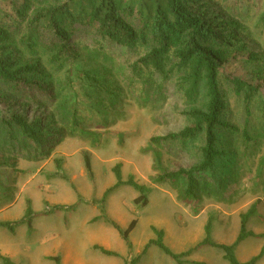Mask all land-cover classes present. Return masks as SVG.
Returning <instances> with one entry per match:
<instances>
[{
    "label": "rangeland",
    "instance_id": "rangeland-1",
    "mask_svg": "<svg viewBox=\"0 0 264 264\" xmlns=\"http://www.w3.org/2000/svg\"><path fill=\"white\" fill-rule=\"evenodd\" d=\"M258 7L239 30L249 49L260 55L251 67L254 72L264 70V28L254 26ZM84 39L80 46H91L92 38ZM110 54L116 65L88 60L80 65L87 72L100 70V87L79 81L72 63L68 70L55 72L53 85L45 91L33 85L15 93L0 82V107L40 125L45 136V143H38L22 137L17 128L0 126V223L23 219L29 203L37 214L31 230L26 224L15 231L0 227V264H8L4 259L13 264H56L54 257L63 264H179L156 246L145 251L156 239L153 228L164 231L172 252L187 254L206 238L209 224L213 242L234 245L243 216L252 211L246 228L253 236L236 247V256L248 263L262 253L258 264H264V138L251 147L244 143L239 132L246 118L244 103L231 93L227 114L238 130L223 132L219 145L225 155L217 160L215 177L195 173L197 197L189 198L187 181H155L159 172L154 156L160 154L169 173L196 170L202 163L205 135L172 146L152 140L189 127L192 121L186 113L192 106L172 84L158 96L142 90L141 84L130 86L126 57L114 49ZM75 110L83 130L96 134L97 142L70 133L66 122ZM259 117L251 119L255 134L260 131ZM11 132L16 139L8 143ZM130 180L148 189L147 206L136 202L141 194ZM134 220L136 228L127 243L112 223L125 231ZM99 248L118 256L105 255ZM181 262L230 264L224 252L213 247L192 251Z\"/></svg>",
    "mask_w": 264,
    "mask_h": 264
},
{
    "label": "trees",
    "instance_id": "trees-1",
    "mask_svg": "<svg viewBox=\"0 0 264 264\" xmlns=\"http://www.w3.org/2000/svg\"><path fill=\"white\" fill-rule=\"evenodd\" d=\"M258 5L255 29L264 28V0H0V82L14 88L15 93L33 85L45 91L53 85L55 72L68 70V63H72L77 65L74 76L79 77V81L100 87L103 83L100 70L84 71L81 63L88 60L101 66L116 65L110 52L112 49L121 51L126 57L123 63L131 69L130 86L141 84L142 90L148 88L158 96L172 84L188 107L192 106L186 113L192 121L189 127L179 134L152 141L154 144L164 141L172 146L178 140L186 144L205 135L202 163L196 170L169 173L162 165L160 154L156 152L154 156L159 172L155 181L185 180L186 196L195 198V173L200 178L206 175L214 178L217 160L225 155L219 145L222 134L238 130L227 114L231 93L244 103L246 118L239 132L246 146L259 144L264 138V70L251 69L260 55L249 49L239 33ZM75 38L77 41L71 42ZM84 38L86 42L92 38L91 46H80ZM256 100H259L257 104ZM4 107H0V126L17 128L22 137L45 143L40 125L30 124L23 115ZM256 115L260 116L257 134L253 133L256 127L251 121ZM72 117L66 122L72 135L97 136L83 130L76 110ZM12 134H8V143L16 139ZM86 166L91 173L89 157ZM116 176L122 182L120 168ZM128 183L141 194L136 202L147 206L148 189L133 180ZM250 214L243 216L242 231L234 245L213 242L209 224L206 238L195 250L219 248L230 264H258L262 253L248 263H241L235 250L242 241L253 236L246 228ZM35 215L29 203L23 219L0 223V227L15 231L18 225L26 224L31 230ZM136 224L132 221L124 231L112 223L127 243ZM153 232L156 239L151 240L145 251L156 246L179 264L182 257L195 251L175 254L165 244L164 231L153 228ZM99 249L105 255L118 256ZM51 260L63 264L60 257ZM4 261L13 264L10 260Z\"/></svg>",
    "mask_w": 264,
    "mask_h": 264
}]
</instances>
